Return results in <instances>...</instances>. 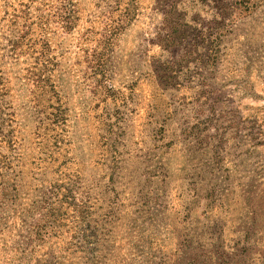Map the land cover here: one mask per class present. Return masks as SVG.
Listing matches in <instances>:
<instances>
[{"label":"rangeland","instance_id":"1","mask_svg":"<svg viewBox=\"0 0 264 264\" xmlns=\"http://www.w3.org/2000/svg\"><path fill=\"white\" fill-rule=\"evenodd\" d=\"M0 264H264V0H0Z\"/></svg>","mask_w":264,"mask_h":264},{"label":"trees","instance_id":"2","mask_svg":"<svg viewBox=\"0 0 264 264\" xmlns=\"http://www.w3.org/2000/svg\"><path fill=\"white\" fill-rule=\"evenodd\" d=\"M29 27V26H28ZM29 30H26V34L22 35L19 38V41L14 42V49L18 47V45L20 44V42L22 41L23 38H25L28 35Z\"/></svg>","mask_w":264,"mask_h":264}]
</instances>
